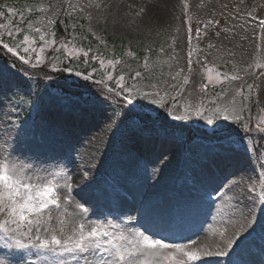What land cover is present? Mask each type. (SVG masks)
<instances>
[{
	"label": "rangeland",
	"instance_id": "374dc122",
	"mask_svg": "<svg viewBox=\"0 0 264 264\" xmlns=\"http://www.w3.org/2000/svg\"><path fill=\"white\" fill-rule=\"evenodd\" d=\"M132 1L3 0V6L7 8L8 4L15 5L13 13L5 14L8 21L29 19L24 30L13 32L12 39L17 46L35 47L39 51L43 44L39 40L40 35L44 34L45 39L51 42L55 20L63 12L69 13L70 9L76 13L77 20L84 21L87 29L99 40L110 38L120 41L125 51L124 59L117 63L97 56V65L94 68L90 64L93 69L89 73L98 70L104 74L108 82L105 84L112 86L114 91L117 85L134 90L135 103L146 105L145 110L154 109L151 113H158L162 109L159 104L162 103L165 106L169 104L174 115L181 114L185 108L194 109L199 104L202 82L212 87L206 93L224 85L217 99L209 96L211 92L208 93L205 109H231L234 106L240 115V127L239 123L233 122L234 117L227 121L214 118L215 124L208 125L191 111L184 121L201 122L212 130L215 125H219L215 130L222 131L242 128L241 137L239 134L234 138L235 146L221 152V144L208 145L198 139L186 142L178 132L154 125L141 133L133 131L131 121L119 128L116 107L110 97L108 101L95 106L78 109L66 107L57 89L44 87L34 97L37 90L34 81L16 66L19 71L13 69V78L20 86V94L12 97L11 104L5 101L0 105V156L15 147V154L21 163L30 165L35 174L43 176L59 173L56 179L61 184L67 182L71 185L57 192L62 205L64 198H69L64 205L67 212L55 208L45 212L46 217H51L46 226L57 233L60 227L70 233L77 226L79 221L73 219L80 215L75 208L77 203L88 209L83 214L87 221L139 227V223L138 226H131V222H139L140 216L136 211L129 210L123 215L116 212L114 206V203L134 195L131 186H137L143 191L142 198L145 196L148 199H143L139 209L149 203L161 204L164 195L188 203V207L183 209H201L203 212L210 203L209 215L185 218L186 224L191 223L192 227H195V222L213 223L215 225L212 228L219 224L228 230L250 209L254 211V215H250L254 224L255 219L264 213V202L257 199L259 190L264 188V142L260 146L254 139L255 132L249 133L250 126L253 128L264 121V27L260 25V21L264 20V10L254 12L251 0H173L164 8L157 0H152L159 11H145V4V10L137 6L142 17L141 22H138L134 9L129 7ZM36 28L40 32H36ZM25 35L35 43L24 44ZM80 43L79 40H71L62 48L66 54L73 53V67L82 70L87 67L84 64L87 59L80 58V54L85 51ZM47 46L44 45V51L40 52L43 62ZM132 47L144 49L148 55L141 61L128 54ZM246 47L249 51L243 55L242 49ZM92 53L97 55V49H93ZM91 59L94 60L93 57ZM32 60L35 62V53L32 54ZM6 65L9 64L0 61V68ZM136 72H140L139 78H135ZM109 76L112 77L110 80ZM232 76L238 79L233 80ZM255 81L258 87H254ZM145 92L152 95L143 99L142 94ZM32 94L33 101L30 99ZM252 96L256 98L257 104L255 117L250 116ZM0 99H3V94H0ZM153 99L158 103H151ZM54 105L66 117L51 113ZM26 107L27 110L34 109L35 121L26 122L23 117H19ZM84 113L88 114L87 121L82 119ZM91 122H94V126H91ZM245 124L249 125L247 130ZM150 140L152 143L147 146ZM53 142L58 143L61 148L59 152H55ZM246 146L255 149L263 164L258 162L255 151L250 153ZM253 186L255 192L237 197L238 206L222 215L224 203L228 200L227 193L232 192V195L237 196ZM181 190L187 192L179 198L177 194ZM211 195L218 200L216 206L211 202ZM248 198H251V202L240 214V205L243 201L248 203ZM103 199L111 208L103 207ZM169 199L166 212L162 204L155 207V217L160 211L172 216ZM253 201H256L254 209ZM61 217L64 219L63 225L59 222ZM259 231V228L252 227L237 237L233 248L227 250L229 255L206 259L218 264H255L245 254L254 250L252 243ZM192 237L195 236H188L185 240H171L169 237L167 242L184 243L191 247ZM0 250L22 253L27 264H35L38 259L35 250H7L2 241ZM7 259L0 255V260L5 261V264Z\"/></svg>",
	"mask_w": 264,
	"mask_h": 264
},
{
	"label": "snow or ice",
	"instance_id": "6c2138e0",
	"mask_svg": "<svg viewBox=\"0 0 264 264\" xmlns=\"http://www.w3.org/2000/svg\"><path fill=\"white\" fill-rule=\"evenodd\" d=\"M7 12L13 13L14 9L8 7ZM3 16L4 12L0 11V18ZM260 25L264 27V20L260 21ZM5 30L9 40L14 35L12 30L0 23L2 50H6L13 57H18L20 62L31 65L32 68H37L43 63L40 52L44 51V45L50 44L45 39L44 34L39 37L43 44L37 51L35 47L17 46L14 43L4 42L3 31ZM15 31L20 32V29L16 28ZM35 31L40 32V29L36 28ZM197 32L199 33V29ZM29 43L35 42L29 41L28 35H25L24 44ZM33 53H35V62L32 60ZM72 54L67 53L69 56ZM83 55L87 57L88 52H84ZM13 69H16L15 64L0 68V94H3L0 105H3L5 101L11 104L12 97L20 94V86L13 78ZM53 71H71V69L58 70L53 66ZM24 75L26 76L27 73ZM75 75L82 77L83 80L92 78L91 74L84 75L81 72H76ZM139 77L140 72H136L135 78ZM111 78L109 76V80ZM231 79L235 80L238 77L232 76ZM93 83L101 84L103 81L94 80ZM249 87L251 88V86ZM76 88H81L83 91L77 93L74 91ZM105 88H101L100 95L95 96L88 92L86 85L68 83L58 86L59 98L65 102L66 107L78 109L108 101L110 96H120L122 102L129 105L121 119L126 116L131 121L133 131L143 133L144 130L155 124V118L151 116V111L154 109L145 111L146 105L134 103L136 100L134 90L120 85H117L115 91L107 85ZM150 95L152 94L145 92L142 94V98L148 99ZM151 103L157 104L158 101L153 99ZM159 106L165 107L162 103ZM190 111L204 119L208 125L215 124L214 118H222L227 121L234 117L233 122H240V115L234 106L231 109L217 107L213 110L197 105L194 109L185 108L181 114L177 115L169 111L168 115L173 120L184 121L188 119ZM209 112L211 114H208ZM7 123L11 124V121ZM262 125H264V121L256 125V130L260 133H264V126ZM218 127L219 125H215L214 131ZM248 127L249 125H244L245 130ZM234 146L235 142L231 140V134L225 133L219 151L224 152ZM246 150L250 153L255 151L251 146H246ZM58 175L59 173L43 176L35 174L30 165L21 163L18 155L15 154V147L0 156V241L3 242L4 249L7 250H35L38 258L35 264H218V262L206 258L229 255L227 250L233 248L236 238L254 227L249 219L250 215H254V211L250 209L248 214L243 215V218L233 225L231 234H228L226 230H221L218 242L207 247L196 248L184 243L167 242L168 238L162 233L153 231L144 225L129 228L112 222L87 221L83 214L87 213L88 209L83 204L77 203L75 208L80 215L73 218L79 221L77 226L73 227L70 233L64 227H60L59 233H57L55 229L46 226L51 217H46L45 212L52 208L57 211L63 209L67 212L64 205L68 203L69 198L66 196L64 205H62L57 197V192L71 187L67 182L61 184L56 179ZM255 191L256 188L253 186L246 192L238 193L237 197ZM257 199L264 202V188L259 190ZM255 203L256 201L252 202L253 209ZM59 222L61 225L64 224L63 217L60 218ZM0 255L8 258L7 264H27L24 255L20 252L0 250ZM0 264H5V261L0 260Z\"/></svg>",
	"mask_w": 264,
	"mask_h": 264
},
{
	"label": "bare ground",
	"instance_id": "6f19581e",
	"mask_svg": "<svg viewBox=\"0 0 264 264\" xmlns=\"http://www.w3.org/2000/svg\"><path fill=\"white\" fill-rule=\"evenodd\" d=\"M158 4L164 8L166 6H168V4H170L171 2H173V0H157ZM251 9L254 12L260 13L261 11L264 10V0H251ZM143 4H145L146 6V10L143 7ZM140 6L143 8V10L145 11H153L156 5L153 4L152 0H136V1H132L129 3V7L134 9V15H136V18L138 22H141V18L139 15L141 14L138 11V7ZM156 11H159V9H156ZM138 15V16H137ZM248 46V45H247ZM249 51V48L246 47L245 49H242V54L246 55L247 52ZM52 111L51 113H55L56 115H61V116H65L62 114L61 111L56 110V105L52 106ZM73 113V112H71ZM66 117V116H65ZM80 118V117H79ZM84 121H87L89 119L88 114L84 113L83 118ZM91 126H94V122H91ZM90 129V128H89ZM92 131V128L91 130ZM89 132H85V134H88ZM84 134V133H83ZM90 134H93V132H91ZM101 133H98V137L99 140H101ZM135 138V137H134ZM49 143V142H48ZM152 143V141H148L146 143V145H150ZM55 152H59L61 150V148H59L58 143L57 142H53L52 143ZM142 147V146H141ZM130 185H134V184H130ZM126 186V185H125ZM131 190L134 192V195L130 197L129 200H121L118 201V203H114L115 206V211L118 213H122L124 215L125 213H128L129 210H131V212L136 211L138 213L139 217V227L141 225H144L145 227L152 229L153 231H158L160 233H162L164 236H166L167 238H171V240H176V239H180V240H185L186 238H188V236H195L190 238L191 239V247H196V248H200V247H207L210 244H215L216 242H218L220 240V232L221 230H224L223 227L221 225H216L214 228H212L215 224L210 223V224H197L196 222L195 227H189L188 229H184V227L178 226L175 222H173L171 219H164L163 217H161L160 214H157L155 217L154 211H155V207L157 205L162 204L163 206V210L167 211L168 208V198L166 197V195H164L162 198V200L160 201L161 204H157L155 205V203H149L148 205L145 206V208L139 209L140 208V204L143 202V199H147L145 196L144 198H142L143 195V191L140 190L137 186H131ZM184 192H187L186 190H181V193L177 194V196H184L182 195ZM181 194V195H180ZM228 195V200L225 201L224 203V208L222 209V215H226L228 213V211H230L233 207H237L238 206V199L237 196L232 195V192L227 193ZM249 202L245 203V201L242 202V204L240 205V214H242L243 209L246 208L250 202H251V198H248ZM148 200V199H147ZM146 200V201H147ZM102 205L103 207H107V202L105 199H103L102 201ZM111 208V206H108ZM139 209V210H138ZM133 210V211H132ZM200 211L199 209L197 210H190V214H193V216H190V218H196L197 216L200 217ZM187 214V212H186ZM244 215V213H243ZM204 216V215H203ZM202 216V217H203ZM250 219V216H249ZM241 220V219H240ZM253 223V220H251ZM202 223V222H201ZM193 224V225H194ZM187 227V225H186ZM254 227L255 228H259L260 231L258 233H256L254 242L253 244V248L254 250H250L249 253L245 254V256L249 259L255 262V264H264V262H260V260L257 259L258 254L260 255V252H263L264 249V213L262 217L256 218L255 222H254ZM233 229V225L231 226V229L226 230L228 234H231ZM255 250L258 252L256 253ZM244 258V256H243ZM248 259H246L248 261Z\"/></svg>",
	"mask_w": 264,
	"mask_h": 264
},
{
	"label": "trees",
	"instance_id": "16d2710c",
	"mask_svg": "<svg viewBox=\"0 0 264 264\" xmlns=\"http://www.w3.org/2000/svg\"><path fill=\"white\" fill-rule=\"evenodd\" d=\"M3 0H0V11L4 12V17L0 18V23H3L7 26L8 29L15 32L16 28L23 29L28 22V19H22L19 22L16 20H12L9 23H7V17L5 14H7V8L13 6V4H8L7 8L3 6ZM76 18L73 16H68L65 13H63L55 22L54 24V34L51 39V42L54 41V43H51L47 46L45 49V57H46V63L42 64L38 69L35 71H31L30 76L34 81L35 88L39 89V87H48L49 89H58V86H63L68 83H74L77 85H86L87 90L90 94L99 96L100 95V89H95L93 84L88 83L85 80L74 78L72 75H68L64 72H54L51 70V66L58 61V65L65 66V67H72V64H69V62L73 61L72 56L67 55L64 53L62 46L66 45L69 41H81L82 46H84L85 51L88 52V56L86 57L87 62L89 64H92V66L95 68V65L97 63L95 62V59L97 60V56H104L105 58H109L115 61L122 59L123 50L121 48V43L116 40H110L109 45L115 46V48H110L109 45L102 46L99 43H97L96 40L92 39L87 33L80 27L73 26L74 21ZM5 32H7L5 30ZM93 49H97V55H94L92 53ZM133 53L139 55L141 58L143 55V52H141L140 49L132 48ZM111 52V53H110ZM60 56V57H59ZM81 59L85 58L83 53L80 55ZM92 57H94V60L92 61ZM0 61L6 63V64H15L18 65L16 61H14L8 53H6L2 48L0 47ZM92 61V62H91ZM94 64V65H93ZM19 66V65H18ZM88 66L84 69L85 72H88L87 70H92L93 67ZM94 71V70H93ZM98 71V70H96ZM95 72V71H94ZM99 77H103V74L100 73ZM103 79V78H102ZM75 92L79 93L83 91L81 88L74 89ZM119 113H120V120L121 116L124 115L125 110L127 109L123 105H118ZM251 115L253 116L256 110L255 101H252L251 106ZM127 117L125 116L123 121H125ZM179 131L187 135L189 138L192 137H198L202 138L203 140L211 139L210 136L204 132L195 131L192 129H189L187 127H178ZM259 139L263 140V137L257 136Z\"/></svg>",
	"mask_w": 264,
	"mask_h": 264
}]
</instances>
